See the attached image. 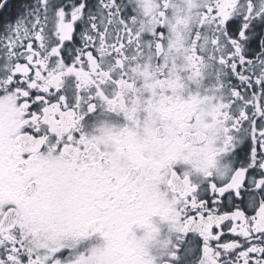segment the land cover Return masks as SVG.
Listing matches in <instances>:
<instances>
[{
	"label": "snow or ice",
	"instance_id": "snow-or-ice-1",
	"mask_svg": "<svg viewBox=\"0 0 264 264\" xmlns=\"http://www.w3.org/2000/svg\"><path fill=\"white\" fill-rule=\"evenodd\" d=\"M0 264H264V0H0Z\"/></svg>",
	"mask_w": 264,
	"mask_h": 264
}]
</instances>
